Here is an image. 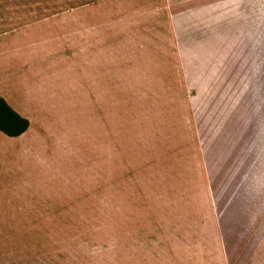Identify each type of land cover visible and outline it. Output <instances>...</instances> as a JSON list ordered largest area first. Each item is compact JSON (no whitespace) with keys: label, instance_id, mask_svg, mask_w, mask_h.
I'll list each match as a JSON object with an SVG mask.
<instances>
[{"label":"crops","instance_id":"1","mask_svg":"<svg viewBox=\"0 0 264 264\" xmlns=\"http://www.w3.org/2000/svg\"><path fill=\"white\" fill-rule=\"evenodd\" d=\"M115 1H121V7L116 3V10L105 11L122 12L123 19L134 16L133 22L129 20L127 24L134 28V34L117 41L123 46L120 60L121 68L127 67L126 79L139 75L137 65L143 60L159 65L161 70L154 75L152 85L131 86L126 92L131 89L130 94H140L135 97L139 105L142 92L150 98L145 106H151L154 112L152 116L146 112L149 117H139V125L149 127V134L160 138L162 147L155 151L164 162L163 166L151 165V170L145 165L138 168L139 172L152 174L155 184L161 181L159 192L165 193L156 195L152 207L149 203L145 207L147 212L139 215V222L144 216L154 220L149 233L153 240L148 244L152 248L149 260L142 261L148 257L143 248L142 256L138 253L133 260L125 248L116 264H264V243L252 226L256 205L250 185L253 139L251 160L244 171L248 173L244 177L248 187L244 186V190L248 188L250 193L246 192L249 195L242 196L243 202L239 203L246 206L242 220H247L249 227L237 232L220 227L224 218L220 205L231 203L229 200L209 196L195 200L187 195L193 189L188 178L195 174L196 164L202 159L201 171L196 176L197 180H205V173L210 170L206 163L211 160L210 143L216 142L219 147L221 141L220 125L215 131L210 130L216 123L214 119L223 117L220 90L225 88L219 82L227 72L218 75V71L225 56L222 57L220 48L217 53L204 45L210 40L220 44L224 19L231 17L235 29L237 26L239 31L245 30V42L251 48L253 0H237L241 6L237 15L234 0ZM195 1L202 3L201 19L187 15ZM59 9L54 28L57 36L53 38L49 0H0V97L29 122L20 135L8 136L0 131V264H66V235L60 228L66 220L67 207L76 197L79 201L88 199L91 205L93 195L95 199L98 195L92 186L88 192H67L78 187L66 181V155L56 152L51 140L63 135L61 125L70 126L69 133L78 134L82 96L90 90L92 106V94L98 89L97 47L104 43V38L99 37V23L92 15V6L88 15L81 0ZM188 20L191 23L185 24ZM105 29L107 61L103 71L108 84V45L114 42V34ZM192 29L199 30L201 35ZM249 83L253 86V72ZM71 105L73 112L68 122L56 116L58 109L68 114ZM183 135L184 146H180L178 139ZM138 152L142 154L141 145ZM104 264L115 262L107 260Z\"/></svg>","mask_w":264,"mask_h":264},{"label":"rangeland","instance_id":"2","mask_svg":"<svg viewBox=\"0 0 264 264\" xmlns=\"http://www.w3.org/2000/svg\"><path fill=\"white\" fill-rule=\"evenodd\" d=\"M81 1L84 12H88L87 15L89 6L93 7L92 15L99 23V37L104 38V43H99L97 47L98 89L92 94L94 100L92 106L89 100L90 90L82 96L78 134L69 133L70 126L61 125L63 128L60 132L63 135L51 140V144L60 155H66V181L71 182L72 187H78L67 189V192H88V187L92 186L93 191L96 190L98 195L96 199L93 195L91 205L88 199L79 201L76 197V200H72L74 202H70L67 207L66 220L61 222L60 228L65 230L66 235V264H104L107 260L114 261L116 264V261H121L125 248L129 249L131 260L138 253L142 256L143 248L147 251L145 255L148 257L142 261L147 262L152 255V248L148 247V244L153 241L149 233L154 228V220L144 216L145 219L140 217L139 222V215L147 212L145 207H148L149 203L152 207L156 195H165V193L159 192L161 181L155 184L154 179L151 178L152 174L139 172V166L145 165L147 170H151V165L154 164L163 166L164 161L156 155L158 153L155 151L160 150L162 143L160 138L157 140V135L154 136L155 133L149 134V127L139 125V117H149L154 112V109L151 112V106H145L150 99L148 95L140 91L142 99L138 101L139 105L135 97L140 94H130L132 90L130 89L129 93L126 90L131 86L135 88L140 85L142 88L148 84L152 85L154 75L161 73V70L157 68L159 65L143 60L141 64L139 63L140 67L137 65L136 69V72L142 75L136 74L127 80L125 76L127 67L121 68L120 60L123 56V46L120 43L117 44V41L124 38L126 40L134 34V28H129L127 25L129 20L133 22L134 16L123 19L125 14L122 12L105 11L116 10V3L118 7H121V1ZM71 3L73 4V0H49L51 33H55V36L52 34L51 37L57 36L54 28L57 27L59 8L63 5H72ZM98 4L101 5L100 8ZM179 4H182V1ZM234 4L236 6L234 12L236 11L237 15V10L241 6L237 0H234ZM201 5V2L195 1L193 9L187 13L188 17L193 19L191 15H195V18L201 19ZM242 6L244 9V4ZM230 19L231 17L224 19L220 44L210 40L204 45L207 49H213L210 50L213 52H217L220 48L222 57L225 56L224 62H221L222 67L218 71V75L227 72V76L219 82L220 86L222 85L221 88L227 89L220 90L224 105L223 117L214 119L216 123L210 130L213 132L220 125L221 141L219 147L216 142L210 143L213 163L209 159L206 163L212 172L208 169L205 180H197L196 175L200 173L198 171H201L202 159L199 163L196 159L197 170L194 169L195 174L188 178V183L193 186V189H190L187 195L193 196L195 200L202 196L229 200L231 203L223 205L224 207L220 205L221 210L224 208V218L220 221V227L235 232L249 227L247 220H242L246 206L244 203L242 205L239 203L243 202L242 196L250 193L248 188L244 190V186L248 187L244 181L248 173L244 171L248 170L251 160L250 145L253 139V181L250 185H253V198L256 200V205L253 209L252 226L253 230L259 233V240L264 243V0H253V46L251 48L245 42V36H247L245 30L241 28L239 31L237 26L235 29L233 20ZM190 20L185 24L191 23ZM105 27L108 28L109 34L112 32L114 34V42L108 45V66L111 70V75L107 78L108 84H105L106 78L103 71L104 61H107V59L104 60L106 58ZM192 31L201 35L199 30L192 29ZM124 58L126 60L127 55ZM251 72H253V86L249 83ZM208 73L210 72H205L206 75ZM177 80L181 84L180 79L177 78ZM106 87L108 93H106ZM139 106L141 108L138 109ZM70 107L68 114L66 110L58 109L56 116H62V120L66 119L68 122L73 112L72 105ZM146 112L150 115H146ZM95 118H97L96 121ZM50 126L53 128L54 125ZM194 133L196 134V131ZM184 139V135L178 139L180 146H184ZM139 145L142 147V154L138 152ZM189 165L192 164L189 163ZM143 178H146L145 182L137 181ZM140 184H142L141 188ZM144 184H146L145 187H143ZM145 232L148 235L142 236Z\"/></svg>","mask_w":264,"mask_h":264},{"label":"trees","instance_id":"3","mask_svg":"<svg viewBox=\"0 0 264 264\" xmlns=\"http://www.w3.org/2000/svg\"><path fill=\"white\" fill-rule=\"evenodd\" d=\"M28 126V120L20 116L0 97V131L8 136H16L25 132Z\"/></svg>","mask_w":264,"mask_h":264}]
</instances>
